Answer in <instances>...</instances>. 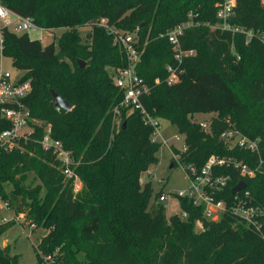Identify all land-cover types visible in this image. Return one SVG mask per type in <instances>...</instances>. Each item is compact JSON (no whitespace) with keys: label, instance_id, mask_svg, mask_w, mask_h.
Here are the masks:
<instances>
[{"label":"trees","instance_id":"obj_1","mask_svg":"<svg viewBox=\"0 0 264 264\" xmlns=\"http://www.w3.org/2000/svg\"><path fill=\"white\" fill-rule=\"evenodd\" d=\"M217 1L0 0L38 28L65 29L45 46L28 33L3 31L4 56L31 84L25 104L72 153L81 182L74 193L54 156L33 142L39 134L21 142L20 149L0 153V200L24 216L25 226L46 231L35 246L36 264H44L42 256L55 250L57 264H264V216L261 230L245 227L227 212L218 221H207L201 207L181 200L186 220L167 218L161 204L150 205L151 187L140 189V176L157 163L161 147L150 140L153 129L136 110L123 109L120 124L112 122L111 109L121 94L111 72L126 67L127 58L113 35L96 24L101 18L109 27L137 36L143 52L136 72L150 87L142 104L151 117L168 121L184 135V165L200 168L215 154L254 166L255 155L229 149L219 139L227 119L244 135L260 138L264 159V2L236 0L228 22L243 31L232 32L210 28L217 23ZM188 12L199 25L186 28L180 41L195 55L183 61L180 81L168 85L165 66L173 58L165 34L184 22ZM83 27L90 30L85 40L79 33ZM51 91L70 110L57 112ZM207 113L216 114L209 134L191 121L193 115ZM220 172L231 176L218 196L227 203L240 180L255 200H263L264 170L253 178L229 168ZM29 173L38 181L34 186L26 184ZM14 224L0 223V236ZM0 264H17L8 246L0 247Z\"/></svg>","mask_w":264,"mask_h":264},{"label":"built area","instance_id":"obj_2","mask_svg":"<svg viewBox=\"0 0 264 264\" xmlns=\"http://www.w3.org/2000/svg\"><path fill=\"white\" fill-rule=\"evenodd\" d=\"M235 5L236 0H218L215 4L217 23L210 26V28L242 32V29L233 27L228 22L233 15ZM193 19L194 15L192 12H188L187 19L184 22L174 26L165 34L171 45L173 58V62L165 66L167 72L165 81L168 85H173L180 81V75L183 72L181 68L183 61L195 55L194 50L184 49L180 41V37L186 28L199 25ZM96 24L103 26L107 32L113 35V42L127 58L126 67L113 69L111 72L112 83L121 94V100L111 109L113 125L118 126L120 124L123 109H128V113L136 110L141 115L144 123L153 129L150 136L151 142L161 146L168 145V139L158 130L159 118L151 117L142 104V98L149 94L150 87L136 72V66L143 52V49L139 46L137 36L134 33H125L109 27L105 18H101ZM4 30L16 34L38 30L40 35L37 40L41 39V32L45 31L36 27L30 18L22 17L0 4V153L20 149L21 142H29L39 134L38 139L36 138L33 142L38 144L43 151L50 152L54 156L64 178L72 180L73 192L76 193L80 190L81 182L74 172L77 163L72 153L65 149L59 140L52 137L49 123L31 115L29 108L24 102L31 90L30 81L23 80V72L18 70L20 74L13 75L5 66L4 58L6 57L3 54ZM246 35L248 40L251 36V31H247ZM262 42L264 43V37ZM158 83L159 80L155 79L154 84ZM55 110L60 112L62 109L55 106ZM214 119H216V114L207 119H191V121L198 124L203 133L209 134ZM174 138L177 141L180 140L178 137L174 136ZM219 139L229 149L237 148L255 155L257 161L254 166H250L243 160L233 156L215 154L210 155L200 168H196L191 164L184 165L181 162V154L187 149L185 141L183 140L181 151L174 148V146L172 147L173 144H171L169 148L172 152L173 161L178 162L182 166L188 185L178 190H159V192L155 193L158 195L155 196L154 202L161 204L166 212L170 209L169 215L176 216L180 220H186L187 218V212L181 207V200H186L191 202L194 207H201V216L207 221H218L227 212L235 216L245 227L261 230V219L264 216V196L262 201H257L252 197L249 190L243 188L234 193L233 198L228 203L223 198L218 197L223 194L231 181L230 174L221 173V169H232L242 178H253L258 172L264 170V159L261 157V140L259 137L250 138L244 135L228 119L226 120V128L219 134ZM161 182L163 183V180ZM23 218L22 214L15 215L7 202L0 200V223L16 222ZM28 228L29 230L34 229L35 224L29 225ZM196 228L202 229L200 220L196 221ZM57 256L58 250H55L52 253L43 255L42 261L44 264H57Z\"/></svg>","mask_w":264,"mask_h":264},{"label":"rangeland","instance_id":"obj_3","mask_svg":"<svg viewBox=\"0 0 264 264\" xmlns=\"http://www.w3.org/2000/svg\"><path fill=\"white\" fill-rule=\"evenodd\" d=\"M65 29H45L41 32L39 41L43 46L56 42V40L61 36ZM88 27H83L79 29V33L82 40L87 38L89 33ZM28 35L31 39L39 38L38 30H30ZM4 63L6 68L13 75H19L20 72L13 67L10 58H4ZM214 115V113L207 114H197L192 116V120L207 119L208 117ZM159 132L168 139V145H162L158 152L156 153L157 163L151 165L145 172L140 176V189L147 184L153 190L152 198L150 200V205L154 202L153 195L159 190L169 191V190H178L185 188L188 185V181L185 178L182 166L175 162L173 167H170L171 163H174L172 152L169 148V145L173 144L172 147L182 150L184 135L180 134L177 131V128L164 119H159ZM175 137L180 138L177 141ZM163 180V183L161 182ZM38 183L32 173L27 175L26 184L29 186H34ZM10 188L9 186L7 187ZM81 189V186H80ZM170 209L167 210L166 217H170ZM23 219H19L15 222L13 226L8 228L0 236V247L4 248L8 246L9 254L11 256L17 257V264H36V254L35 246L40 241V238L46 233L45 230L41 228H36L34 231L29 230L28 226L23 224ZM196 231H200L199 228H196Z\"/></svg>","mask_w":264,"mask_h":264},{"label":"water","instance_id":"obj_4","mask_svg":"<svg viewBox=\"0 0 264 264\" xmlns=\"http://www.w3.org/2000/svg\"><path fill=\"white\" fill-rule=\"evenodd\" d=\"M79 64H80V66H83L84 62L79 61ZM51 97H52V100L54 101L55 106H58L62 110H65V111L70 110V108H71L70 104L67 101L63 100L56 92L51 91ZM124 125H125V122L123 123V126ZM170 167H173V163L170 164ZM243 188H245V183L243 181H240L238 184H236L232 188L231 192L234 194V193L242 190Z\"/></svg>","mask_w":264,"mask_h":264}]
</instances>
